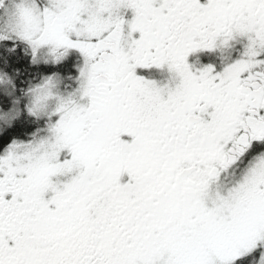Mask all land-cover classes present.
Instances as JSON below:
<instances>
[{
    "label": "snow or ice",
    "instance_id": "6c2138e0",
    "mask_svg": "<svg viewBox=\"0 0 264 264\" xmlns=\"http://www.w3.org/2000/svg\"><path fill=\"white\" fill-rule=\"evenodd\" d=\"M0 264H264V0H0Z\"/></svg>",
    "mask_w": 264,
    "mask_h": 264
}]
</instances>
